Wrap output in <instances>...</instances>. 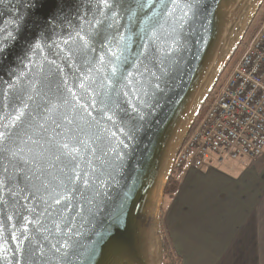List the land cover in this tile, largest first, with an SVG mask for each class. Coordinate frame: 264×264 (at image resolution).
Here are the masks:
<instances>
[{"label":"water","instance_id":"obj_1","mask_svg":"<svg viewBox=\"0 0 264 264\" xmlns=\"http://www.w3.org/2000/svg\"><path fill=\"white\" fill-rule=\"evenodd\" d=\"M191 2L179 0V7L171 14L152 16L147 8L143 10L152 16L155 26L154 54L139 66V72L135 67L127 71L139 82L136 86L143 85L149 92V103L155 108L147 110L146 118L138 121L127 98L121 96L117 101L119 108L114 109L113 122L100 121V127L106 130L103 135L112 143L101 142L102 150L96 153L99 159L93 165L95 173L87 164L83 166L92 187L70 198L71 206L62 211V218L43 222L51 232V243L59 240L65 245L62 252L67 253L50 264H81L76 256L96 241L92 264H163L160 211L165 186L173 171V159L224 63L244 37L263 0H201L188 11L185 5ZM109 4L111 11L104 9L101 14L98 0H35L34 6H28L27 0H0V43L5 46L0 56V117L15 116L14 109L21 107L22 99L26 100L25 90H30L31 84L42 91L48 90L44 88L46 84L53 86L45 80L52 60H56L72 82L71 61L62 59L68 48L64 41L82 29L93 34L91 46L96 52H90L89 57L95 58L93 66L97 69L93 73L94 86L103 93L99 87L103 77L100 71L103 65L99 61L104 56L101 49L111 47L118 53L116 43L121 34L128 36L131 30L143 36L141 29L145 23L140 11L129 19L128 10H136L135 0H109ZM185 11L187 17H184ZM97 19L103 24H96ZM112 37L115 41L109 43ZM133 41L143 43L135 35ZM57 52L61 55L57 56ZM151 72L160 77L162 91L151 87L156 83ZM49 79L54 82L59 77ZM3 123L6 120L0 119V124ZM134 126L140 130L135 140H125L129 148L124 150L127 156L121 171L116 154L123 149L116 145L125 137L118 129L131 134ZM112 132L116 133L114 138L110 135ZM109 147L116 151H108L105 156L103 153ZM102 161L106 163L102 165ZM3 166H7L6 162H0V170ZM133 175L138 180L127 205L126 223L116 227L113 213L122 192L126 191L125 183ZM100 233L103 239H98ZM4 237L7 243L0 240V246L7 248V252L0 251V264H15L12 254L17 242L11 239L8 230Z\"/></svg>","mask_w":264,"mask_h":264},{"label":"snow or ice","instance_id":"obj_2","mask_svg":"<svg viewBox=\"0 0 264 264\" xmlns=\"http://www.w3.org/2000/svg\"><path fill=\"white\" fill-rule=\"evenodd\" d=\"M34 2L35 0H27L28 6H34ZM200 2L201 0H192L185 7L191 11ZM135 4L136 10H128L129 19L136 17L137 11L142 13L145 17L144 27L141 29L143 36L129 30V35L121 34L116 43L118 53L111 47L101 49L104 56H100L99 61L103 65L100 69L103 77L99 87L104 90L103 93L94 86L96 77L93 73L97 69L93 66L95 58L89 57L90 52H96L95 47L91 46L93 34L82 29L64 41L68 48L62 59L71 61L69 67L72 69V82L64 75L63 68L56 60H52L45 80L53 86L46 84L44 88L48 90L42 91L31 84V89L25 90L26 100L22 99L21 107L14 109L15 116L8 114L0 117L6 120V123L0 124V162L7 164L0 170V240L7 243L4 232L8 230L11 239L17 242L16 251L12 254L15 264H50L53 259L67 256L66 252H62L65 245L60 244L59 240L51 243V232L43 222L62 218V211L71 206L70 198L92 187L89 173L83 166L87 164L95 173L93 165L99 159L96 153L102 150L101 142L111 145V139L103 135L106 130L100 127V121L106 119L107 122H113L116 114L114 109L119 108L118 99L121 96L127 98L138 121L146 118L149 114L147 110L155 108L154 104L149 103V92L143 85L136 86L139 82L135 81L133 73L128 72L127 68L135 67L139 72V66L153 56L152 45L156 37L152 16L174 13L179 7V0H171L170 3L167 0H159L158 3L155 0H135ZM97 7L101 14L104 9L111 11L112 8L109 0H98ZM145 8L152 12V16L143 11ZM156 9L159 11H155ZM187 15L188 12L185 11L184 17ZM96 24H103V21L97 19ZM133 35L142 39L143 43L136 44ZM113 41L115 37L109 43ZM36 47L39 48L40 45L37 44ZM4 51L5 46L0 43V56ZM169 51L172 49L169 48ZM56 55L60 56L61 53L57 52ZM56 76L59 79L54 82L49 79ZM151 76L156 81L151 87L162 91L160 77L155 72H151ZM37 98L40 102H37ZM118 130L125 137L118 140L116 145L123 149L116 154V160L120 161L118 170L122 171L125 167L123 161L127 156V151L124 150L129 148L125 140H135V134L140 129L134 126L130 129L131 134L124 132L123 128ZM110 135L114 138L116 133L112 132ZM108 151L115 152L116 148L109 147L103 154L107 156ZM104 163L106 162H101L102 165ZM137 180L138 176L133 175L130 182L124 185L126 191L122 192L112 217L116 227L126 223L127 205ZM97 235L98 239H103L102 233ZM96 242L76 256L81 264H92ZM0 251L6 253L7 248L0 246ZM261 255L264 257V247ZM261 264H264V259Z\"/></svg>","mask_w":264,"mask_h":264},{"label":"crops","instance_id":"obj_3","mask_svg":"<svg viewBox=\"0 0 264 264\" xmlns=\"http://www.w3.org/2000/svg\"><path fill=\"white\" fill-rule=\"evenodd\" d=\"M219 164L183 167L162 227L181 264H261L264 155Z\"/></svg>","mask_w":264,"mask_h":264},{"label":"built area","instance_id":"obj_4","mask_svg":"<svg viewBox=\"0 0 264 264\" xmlns=\"http://www.w3.org/2000/svg\"><path fill=\"white\" fill-rule=\"evenodd\" d=\"M206 98L204 111L173 159V169L224 159L255 158L264 150V18L241 39ZM238 44V45H239Z\"/></svg>","mask_w":264,"mask_h":264},{"label":"trees","instance_id":"obj_5","mask_svg":"<svg viewBox=\"0 0 264 264\" xmlns=\"http://www.w3.org/2000/svg\"><path fill=\"white\" fill-rule=\"evenodd\" d=\"M263 18H264V0L262 2L261 6L259 7L255 17L253 18L251 24L249 25L248 30L245 34V38L249 37L256 30V28L258 27V24L263 20ZM239 52H240V49L233 54V60H236ZM204 107L202 109V112L204 111ZM197 119H198V117L196 118V120ZM196 120H195V122H196ZM182 169H183V167L179 168V169H173V171H172V173H171V175L167 181V184L165 186L164 196H167L170 198L175 194V192L177 191L178 185H179V176L182 172ZM160 231L162 234L163 264H181V260H180L179 256L174 251L173 246L170 242V239L162 227L161 214H160Z\"/></svg>","mask_w":264,"mask_h":264},{"label":"rangeland","instance_id":"obj_6","mask_svg":"<svg viewBox=\"0 0 264 264\" xmlns=\"http://www.w3.org/2000/svg\"><path fill=\"white\" fill-rule=\"evenodd\" d=\"M255 17V16H254ZM251 24V23H250ZM249 27V26H248ZM247 30H248V28H247ZM247 30H246V32H247ZM246 34V33H245ZM244 34V35H245ZM241 41V40H240ZM240 49V44L239 45H237L236 46V48L234 49V51L236 52V51H238ZM233 51V53H232V55L235 53ZM222 70H221V72H220V74H219V76H218V80H217V82L216 83H218V81H219V79H220V77H221V75H222ZM216 86V84L214 85V87ZM210 92V91H209ZM205 106V103H204V101H203V103H202V105H201V107H200V110H199V113L196 115V117H195V120H196V118L202 113V109H203V107ZM205 108V107H204ZM262 155H264V150H263V152H262V154L260 155V156H262ZM240 158H238V159H224L223 161L224 162H227V163H233V160H239ZM214 165L216 164H218V165H220L219 164V162L217 161V160H215L214 161V163H213ZM222 164V163H221ZM163 200H164V197H163ZM163 200H162V203H163ZM162 203H161V205H162Z\"/></svg>","mask_w":264,"mask_h":264}]
</instances>
